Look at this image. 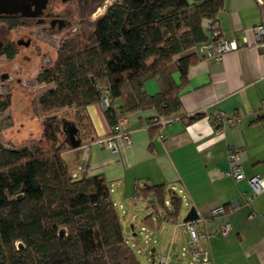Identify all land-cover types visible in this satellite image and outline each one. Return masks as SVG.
Masks as SVG:
<instances>
[{"label":"trees","instance_id":"obj_1","mask_svg":"<svg viewBox=\"0 0 264 264\" xmlns=\"http://www.w3.org/2000/svg\"><path fill=\"white\" fill-rule=\"evenodd\" d=\"M225 1L112 4L95 22L90 41L72 38L71 47L60 49L55 62L36 77L39 85H54L38 97L41 111L77 107L86 120V107L104 98L103 114L111 128L148 107L156 109L158 117H177L178 96L149 97L143 83L158 77L172 88L171 63L184 77L197 54L193 50L209 38L208 29ZM7 21L9 28L17 25L13 18ZM14 55L13 50L6 52L8 59ZM8 106L9 101L0 97V116ZM57 134L49 122L30 147L7 149L0 133V264H140L124 238L105 181L85 174L73 177L63 160L71 149L58 144ZM149 190L164 218L177 223L181 200L170 197L166 204L164 187ZM153 212L141 225L151 232L162 222ZM61 229L63 236L58 235Z\"/></svg>","mask_w":264,"mask_h":264},{"label":"crops","instance_id":"obj_2","mask_svg":"<svg viewBox=\"0 0 264 264\" xmlns=\"http://www.w3.org/2000/svg\"><path fill=\"white\" fill-rule=\"evenodd\" d=\"M195 1L198 0H189ZM261 23H264V0L261 4L256 0H226L217 24L221 38L235 41L239 48L226 53L219 61L204 59L197 52L184 77L171 63L168 72L172 88L158 77H148L143 83L149 97L178 96L177 120L161 127L155 124L156 109L148 107L123 117L120 129L128 133L129 146L115 137V152L95 144L82 148L80 145L107 137L111 132L103 114L105 107L101 103L91 104L84 110L86 120L81 129V144L63 155L72 173L85 164L87 177L105 181L117 213L119 210L124 214L126 208L134 215L141 202L145 217L157 211L162 222L155 232L164 231L166 225L172 224L171 241L179 240V253L187 240L182 219L189 209H195L198 215L195 222L204 236L198 247L208 254L207 264H264V221L261 219L264 189L248 199L249 179L264 180V45L255 46L253 33L254 27ZM219 113L228 117L238 114L240 118L233 125L214 127L211 117ZM195 115L198 117L189 118ZM229 149L239 154L243 173L240 181L227 175ZM157 186L165 188L167 204L170 197H176L187 209L185 215H179L177 223L169 222L154 206L149 188ZM138 188L148 190L134 200ZM233 202L237 203L235 209L209 217L211 210ZM224 225L230 229L223 236ZM131 230V235L136 236V231L132 227ZM147 233L152 234L148 229ZM171 247L173 244L164 256L175 264L179 254L172 255Z\"/></svg>","mask_w":264,"mask_h":264},{"label":"rangeland","instance_id":"obj_3","mask_svg":"<svg viewBox=\"0 0 264 264\" xmlns=\"http://www.w3.org/2000/svg\"><path fill=\"white\" fill-rule=\"evenodd\" d=\"M118 1L42 0L34 10L33 1L14 0L6 8L7 13H4L3 5L0 6V97L9 101V108L0 116L2 144L5 148L30 147L40 139L38 136L43 132V124L49 122L58 129V144L62 147L73 151L81 144V129L85 127V121L80 109L71 107L50 114L43 113L37 102L38 97L54 85H39L36 77L55 62L60 49L71 47L72 38L79 36L90 41L95 22L109 6ZM26 7L38 17L9 28L7 17L2 15ZM12 50L15 52L14 58L8 59L6 52ZM144 209V203L141 202L134 215L126 208L124 214L118 210L124 238L139 263L158 264L160 257L166 255L172 244V255L177 256L179 240L174 243L171 241L172 224L166 225L164 231L150 233L145 243L139 231L145 218ZM186 212L187 209L182 206L179 215L183 216ZM131 227L136 231L134 237L131 235ZM140 247L146 248L141 252ZM177 258L175 264H188V258Z\"/></svg>","mask_w":264,"mask_h":264},{"label":"built area","instance_id":"obj_4","mask_svg":"<svg viewBox=\"0 0 264 264\" xmlns=\"http://www.w3.org/2000/svg\"><path fill=\"white\" fill-rule=\"evenodd\" d=\"M257 3L261 4L262 0H256ZM209 31V38L207 41L198 46L196 49H194V52H200L204 59H213V60H221L223 55L229 52L236 51L239 48V45L235 41H227L223 40L221 38V32L219 25L214 23L211 25L208 29ZM254 38H255V46L258 48H261L264 45V23H261L260 25H257L253 29ZM245 41V40H244ZM101 104L105 107L107 102L106 99L101 100ZM179 117L174 116H167V117H157L156 123L157 125L164 127L168 125L173 120H177ZM239 115L235 114L231 117H228L222 113L214 114L211 117V124H213L214 127H219L223 124H235L239 121ZM123 121L121 119L117 125L111 128V132L107 137H102L95 139L86 145H80L82 148H88L92 146L93 144L98 146H105L110 149H112L115 152V147L113 143V139L115 137H118L122 140V142L129 146L131 144V139L128 135V133H123L120 129V124ZM217 131H220V129H217ZM227 161L229 164L227 175H229L231 178H233L235 181H240L243 179V173L241 171V168L239 166V154L237 151L233 149H229L227 152ZM86 172V165H79L77 167V173H73V177H77L78 174H84ZM250 185V195L248 196V199H252L255 196L259 195L263 189H264V180H260L257 177H252L248 181ZM140 198L139 194H136L134 197V200H138ZM167 204V203H166ZM237 207V203L233 202L230 203L227 207L219 206L213 210L210 211L209 217H215L218 215L224 214L226 211H231ZM261 219L264 221V215L261 216ZM182 227L184 229V232L186 234V243L185 246L182 247L179 257L180 258H188L189 264H207L209 262L208 254L201 251L198 247V244L200 240L204 237L202 233H200V230L198 226L196 225L195 221L182 223ZM229 225H224L221 228V235H226L229 232ZM141 237L144 239L145 243L147 244V240L149 238V234L147 233V229L144 227H141L140 229ZM264 238V237H263ZM146 247H140L141 252L145 250ZM170 259L168 256H162L158 260V264H169Z\"/></svg>","mask_w":264,"mask_h":264},{"label":"water","instance_id":"obj_5","mask_svg":"<svg viewBox=\"0 0 264 264\" xmlns=\"http://www.w3.org/2000/svg\"><path fill=\"white\" fill-rule=\"evenodd\" d=\"M31 1H33V3H34V8H35V10L38 8V4L39 3H41L42 2V0H31ZM13 2H14V0H0V6H2L3 5V7H4V10H5V12L4 13H7V9L6 8H8V5H12L13 4ZM24 2H30V0H24ZM24 9H29L28 7H26V8H23L22 10H18V11H15V12H11V13H24L26 10H24ZM28 12H29V10H27ZM0 12H1V7H0ZM10 13V14H11ZM29 14L31 15V16H37V14L35 13V14H31L30 12H29ZM198 219V215H197V213H196V211H195V209H193V208H191V209H189V211L187 212V214L185 215V217L182 219V222L183 223H186V222H191V221H195V220H197ZM63 234H64V230L63 229H61V230H59V232H58V235L59 236H63ZM20 246H17V248H19ZM169 264H173V263H169Z\"/></svg>","mask_w":264,"mask_h":264},{"label":"flooded vegetation","instance_id":"obj_6","mask_svg":"<svg viewBox=\"0 0 264 264\" xmlns=\"http://www.w3.org/2000/svg\"><path fill=\"white\" fill-rule=\"evenodd\" d=\"M34 10H35V8H34ZM2 16L7 17L8 20L10 18H13L14 22L17 25H23V23L30 22V21L34 20L36 17H38V15L37 16H31L27 10L24 13L18 12V13H11L9 15H2Z\"/></svg>","mask_w":264,"mask_h":264},{"label":"clouds","instance_id":"obj_7","mask_svg":"<svg viewBox=\"0 0 264 264\" xmlns=\"http://www.w3.org/2000/svg\"><path fill=\"white\" fill-rule=\"evenodd\" d=\"M171 263V262H170Z\"/></svg>","mask_w":264,"mask_h":264}]
</instances>
